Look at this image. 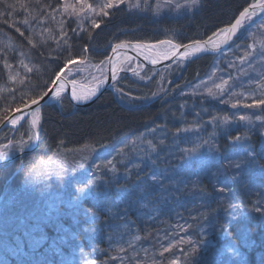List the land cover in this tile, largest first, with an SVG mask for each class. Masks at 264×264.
Here are the masks:
<instances>
[{"label":"trees","instance_id":"1","mask_svg":"<svg viewBox=\"0 0 264 264\" xmlns=\"http://www.w3.org/2000/svg\"><path fill=\"white\" fill-rule=\"evenodd\" d=\"M253 1L203 0L200 2L198 11H195L193 15L172 21L162 19L157 24H151L152 26H149L150 29H148L146 26L149 24L144 23V20L141 21L140 18L138 20V18L129 16L123 8L104 9L103 11H107L108 15H103L101 9L97 17L81 21L77 18V13L80 10L78 0H0V14L11 13V15H0V117L6 114L9 116L15 111L17 105L22 107L23 101H29L32 97L39 95L41 91H46L56 77V73L64 67L70 58L83 61L87 56L86 65H97L107 57L106 48L111 41L112 43L118 41L158 42L165 37V32L170 35L172 42L180 45L203 40L216 30L230 25L241 9ZM93 21L99 24L98 28L93 27ZM85 49H87V53ZM211 62L212 57L210 56L188 62L183 72L177 76V79H174V83L165 86L166 90L164 88L166 83L164 80L160 82L158 78H153L147 83L136 82L127 76L119 78L116 84V88L120 90L116 92L119 98L121 95L132 96V98L146 96L151 100L161 94L162 97L149 106L143 105L147 100L135 99L139 103L132 109L118 101L119 98L116 99L112 92H106L92 106L77 109L74 113H72L73 109L66 98L60 100V110L54 105L43 107L40 114L39 136L34 149L14 162L4 163L0 166V195L2 193L11 194L19 187L20 183L24 182L33 168H37L40 163L53 158L52 156L59 150L80 149L81 147L113 148L123 142L135 140L139 135L150 130L163 131V134H159V139L156 138L155 142L167 146L164 156L159 158L158 155L151 159L158 164L150 168L152 173L159 171L158 168L161 164L158 162L164 160L162 162H165V166L162 164L158 176L169 173L172 175L170 178L175 179V182L180 181V176L184 171H182V166H175V162L184 161V153L180 151V148L193 147L196 141L203 147L208 141L202 142L201 139L209 138L206 136V132H201L197 128L188 139L187 137H178L176 134L180 132L177 130L180 125L178 122L173 124L172 130L169 129L170 119L178 118L181 114L179 109H176L182 105L181 99H188L187 103L191 102L188 104V108L193 113H209V116L206 115L201 121L212 120L214 117L219 118L226 114L211 108V106L217 105L213 100L199 102V98H197L193 102L189 96H180L183 89L189 87L188 89L194 90L192 86H198L209 71ZM10 76H14V82L9 79ZM167 77L170 78V76ZM159 83L163 84V91L155 94ZM171 91L173 92L171 93ZM5 136H7L6 130L0 134L4 141H6ZM251 139L247 144L250 143L253 149L255 146L259 147L260 138L252 136ZM169 145L170 147H168ZM212 146L213 144L211 148ZM216 146L215 151L206 149L207 154L200 155L199 158L188 163L198 184L202 185L203 181H206L208 185L211 183L212 186L215 182V175H212L208 167L211 165L213 166L211 171H216L217 162L218 168L234 173L231 169L229 170L225 156L227 153L229 155L238 154L240 151H234L237 146L227 145L219 138L216 141ZM204 161H207V164ZM259 162L263 161L259 160ZM143 167L145 171L146 167L149 168L146 163L143 164ZM232 173L231 176H233ZM239 173L234 175L235 179L247 182L246 172ZM136 176L138 175L136 174ZM136 176L132 177L130 181L127 180V184L122 190L127 191V188H131L136 181ZM227 184L225 183V185ZM62 185L52 187L55 193L53 192V195L48 197L49 199H42L36 209H32L30 217L32 218V214L33 216L40 214L43 218L42 222L35 224L29 218L30 221L24 223V228L27 230L33 229L36 225L39 228H35L33 231L29 230V234H27L28 232H25V229L21 227L5 242L0 243V264H6V262L9 264H33L40 259V256L44 254L45 257L48 256L46 252L51 251L52 244L53 250L49 253L48 258L53 259L55 256L59 259L62 256L70 255L69 249L72 248V252L77 249L84 252L86 255L84 260H89V263L98 262V264H118V259L109 260L105 256V252L109 251L110 246L118 248L121 246L119 250L115 249V252L123 251L128 257L127 260H130L129 256L132 251L129 249L130 247H136V250L146 248L147 243L146 239L142 238L143 233L135 230L136 228H134L135 233H131L133 228H129L128 231L123 230L124 221L121 222L120 217L126 218V223L133 224L134 222L136 227L140 225L141 219H143L141 221L143 226L155 225L154 219L146 220L145 214L138 216V210L134 207L136 202L133 204L132 200L131 204L124 206L125 208L117 207L119 203L123 206V200H121L123 192H111L106 197L84 199L83 202L74 206L73 210L64 215H57L56 219H53L54 215L48 208L49 205L62 203L65 198H74L75 195L73 192L70 193L71 190L68 191L69 187L63 185L64 188H61ZM205 186L207 185L204 184L203 187ZM247 186L242 185V188H247ZM208 187V189L199 187V191L200 189L201 192L205 190L204 194L210 195V189L213 187ZM91 191L93 192L94 188ZM190 191L191 189H188L187 195L190 194ZM169 192L171 189L165 191V188L158 186L149 194V201L160 196L164 197ZM170 198L173 199V197ZM122 199L124 198L122 197ZM166 204H168V200ZM131 205L132 211L129 207ZM201 206H197L195 210H207L205 206L202 208ZM158 210L157 216L160 215V209ZM63 211V207L55 210L57 213ZM171 211L181 215L183 208L181 205L171 206L166 213L170 214ZM46 222L49 223L46 225ZM196 232L197 230L191 235L195 236L198 241L200 233L197 235ZM13 237H17V241ZM135 237L137 239H134ZM52 239L53 243L49 244ZM131 241H134V245H130ZM176 248L172 249L169 261L164 256L161 258V254L155 251L159 254V258H155L157 263L190 264L193 257L189 253H185L181 261H177L174 256L179 252ZM143 250L144 253L136 256L145 258L144 256L150 255L149 249ZM99 252L102 254H98ZM130 264L135 263L132 261Z\"/></svg>","mask_w":264,"mask_h":264},{"label":"rangeland","instance_id":"2","mask_svg":"<svg viewBox=\"0 0 264 264\" xmlns=\"http://www.w3.org/2000/svg\"><path fill=\"white\" fill-rule=\"evenodd\" d=\"M201 1L203 0H197L196 5L189 7L188 0H123L122 3L114 7L123 8L129 16L138 18V20L140 18L141 21L144 20V23L149 24L146 28L150 29L149 26H152L151 24H157L162 21V19H170L172 21L181 19V17L184 18V16L193 15L195 11H198ZM106 3L107 0H78V4L80 5V10L77 13L78 20H89V18L92 19L97 17L101 10L100 6ZM261 3L264 4V1ZM177 5L180 7H176ZM111 9L112 8H110V10ZM261 16V11L256 9L255 14H251V19L244 21L231 48L218 55L211 62L209 71L206 76L201 79L198 86H192L194 90H191V88L188 89L189 87L183 89L180 94V96H189L193 102L197 100V98H199V102L201 100H213L217 105L211 106V108L226 113L222 117H215V121H213V119L201 121L206 115L209 116V113H193L188 108V104L191 102L189 101V103H187L188 99H181L182 105L176 108L179 109L181 114L178 118L172 117L170 119L171 126L169 129L172 130L173 124L178 122L180 125L177 130H180V132L176 134H178L180 138L187 137L188 139L191 136L190 134L197 129L201 130V132H206V136L209 137L201 139L202 142L208 141L206 145H202L203 147L196 141L193 147L180 148V151L184 153V161H182L183 163L180 161L175 162V166H182V171H184V173H180V181L183 183L180 181L175 182V179L170 178L172 175L169 173L158 176V172L161 171L160 167L162 164H165V162H162L164 161L162 159V161L158 162L161 164L158 168V172L152 173L150 169L158 165L151 159L158 155L160 158L166 153L167 146L162 145L160 142H155L156 138L159 139V134H163V131H145V133L139 135L135 140L123 142L113 148L105 147L95 149L91 147H81L80 149L59 150L57 154L52 156L53 158L40 163L37 168H33L26 179H24V182H22L23 184L20 183L19 187L12 191L11 194H5L4 197L0 199V243L5 242L8 237L13 235L14 232L19 231L21 227L24 228L25 221H30L29 218H31L30 214L32 213V209H36L42 199H46L53 195L54 189H52V187L59 184L69 187L68 191L71 190L70 193L73 192V195H75L74 198H65V201L62 203H53L49 205L48 208L54 215L53 219H56L57 215H64L66 212L73 210L74 206L83 202L84 199L106 197L108 196L107 194L111 192H123L124 194L122 196L124 199L121 197L123 206L119 203L117 207H124L131 204L132 200L133 204L136 202L134 207L138 210V216L140 214H145L144 217H146V220L154 219L155 225L143 226L141 222L143 219H141L140 225L136 227L134 226V222L133 224L126 223V218L120 217V221H124L123 230L125 229L128 231L129 228H133L131 233H135V230H139L140 233H143L144 236L142 238H145V242L147 243L146 248L143 249H149L150 255L144 256L145 258L142 257L143 259L139 258V256L136 255L144 253V250H136V247H130L129 249L132 250L129 256L130 260H127L128 257L123 251L120 250L118 253L115 252V249L119 250L121 246L119 248L110 246V249H108L109 251L105 252V256L109 258V260L118 259V264H130L132 261L135 264H158V261L155 259L159 258L158 253L161 255L172 253L171 249L174 246H179V242H182V239H185V245H187L186 251L188 250L189 253V250H193V248L196 247V242L193 243V241L196 240L195 236L190 238L191 234L193 232L195 233L196 229V234H201L200 239L204 240L206 242L205 244H209L210 241L213 240L212 235L209 234H214V232H216L214 229L217 225L214 226V223H216L218 216H220L221 221L228 220L222 224V227L233 224L239 227L241 223L243 225L246 224L247 222L245 221H254L256 223L255 228L264 226V215L254 211L256 207L264 209V173L256 167L244 166L237 169L234 165L235 161L240 160L246 155L242 149L246 146H250V150L257 153L258 164L264 167V136L260 134L264 132V112L261 111L264 105L260 107L254 105L255 101L264 99V19L258 20V22L256 21ZM164 35L165 37L161 41L172 42L168 33L166 34L165 32ZM223 35L221 31L213 40L219 42L223 39ZM159 42L160 41L155 43L149 42L148 45H150V47H148V49L149 52L156 53L158 58H163L160 52L165 50L167 45H161ZM152 45H155V48L151 47ZM109 51H111L110 48L107 50V53ZM141 57L150 61L154 58L147 53H142ZM105 62H107V60L97 65H86L84 63L83 65L77 64L71 66L68 71L63 74L64 77H62L67 79L70 83L75 79L78 93L86 91L87 89L95 87L96 80L103 78L102 73L104 77H107V66L105 71ZM186 65L187 63L180 59L174 61V63L172 62L169 65L155 69L144 67L142 64L132 59L122 63L121 67H119L122 73L114 83L116 85L119 78L122 76H127L129 79L136 82H148L149 76L156 73L153 78H158L160 82L164 80L166 83L164 84L165 87L167 84L170 85L174 83V79L178 78L177 76L183 72ZM167 76H170V78ZM10 77L9 79L14 82V76ZM149 81H151V79ZM224 81L228 83L225 85L223 94L219 95L218 90L215 88V84H220ZM162 85L163 84L160 83L158 84L155 94L163 91ZM50 87L51 86H49V88ZM208 89H212L213 93L217 95H209ZM173 91H171V93ZM122 96H124L123 99ZM117 97L118 95L116 98ZM63 98H67L64 92L61 93L59 98L50 96L46 102L56 101L59 104V101ZM149 100L150 99L147 101ZM118 101L123 102L124 106L132 109L139 103L134 97L132 98V96L125 95H121ZM221 101H227V103H222ZM233 104L236 105L235 108L232 106ZM245 105L254 106L245 107ZM33 112H35V110L27 116L26 120L19 128L6 129V141L3 140V137H0V152L5 153V155H0V164L5 161L14 162L15 159L21 158L36 146L40 123L37 129H32L31 119ZM241 115L248 116L250 119L240 121L238 117ZM39 116L41 117L40 114ZM224 116L229 118L228 123L222 122ZM257 116H261L262 120H257ZM164 123L166 124V121H164ZM29 134L35 137L30 142H28ZM237 135L242 138L240 141L237 142L230 139ZM252 136L260 138L259 141H261L259 147L254 145L255 149L252 148L250 143L247 144ZM218 138L227 145L237 146V149H234V151H240L238 154L229 155L227 153L225 156L227 164L229 165V170L231 169L234 173L227 172L223 170V168H218L217 162L216 171H211L213 166L209 165L210 167H208L212 175H215V182H213L212 186L211 183L208 185L206 181H203L202 185L201 183L198 184L196 179H194V172L190 169L188 163L199 158L200 155L203 156L207 154L206 149L215 151L217 149L216 141ZM22 144L23 147L21 146ZM212 144L213 146L211 148ZM5 145H7L6 148L4 147ZM168 147H170V145ZM192 149H195V151H190ZM132 155L133 157L131 158ZM259 160L263 162L260 163ZM144 163L149 166V168L146 167V171L143 170ZM204 163L207 164V161H204ZM121 168L123 169L120 170ZM239 172H246V178H248L246 179L247 182H244L245 180L237 181L235 179L234 175L237 173L240 174ZM231 173L233 176L230 175ZM136 174L138 176H136ZM135 176L136 181L133 186L127 188V191L122 190L127 184V180L130 181V179L132 177L135 178ZM153 177H155V179H153ZM89 181H92V183H89ZM225 183L228 184L225 185ZM204 184L207 186L203 187ZM63 185L61 188H64ZM242 185L248 186L247 188H242ZM158 186L165 188V191L171 189V192L165 194L164 197H157L150 202L149 194H151V191L155 188H158ZM208 186L213 187L210 189V195L204 194L205 190L201 192L200 189L199 191V187L208 189ZM78 188H83L84 191L78 193L76 191ZM93 188L94 191L92 192L91 189ZM188 189H191V191L190 194L187 195ZM170 197H173V199ZM167 200L168 204H166ZM156 205H158V207H156ZM180 205L182 208H186L182 211L183 214H181L184 218L180 217L181 215H179V213L177 214L172 211L170 215L166 213L171 206ZM60 206L63 207L64 211L61 213L55 212L56 209H61ZM197 206H201V208L205 206L207 210H195ZM129 207L131 209L132 205ZM158 209H160V215L157 216V211L159 212ZM120 216H122V213H120ZM172 217L174 218L171 219ZM31 219L35 224H39L40 221L42 222L43 218L40 214L34 216L32 214ZM182 219L186 220V226L184 227H180L178 223V221L181 222ZM239 220H243V222L240 221L241 223L239 222V224ZM195 221L198 222L197 225ZM49 222H46V225ZM157 222L160 223L157 224ZM35 228H39V226L36 225L33 229ZM134 228L136 229L134 230ZM207 228L209 229L207 230ZM262 228L264 230V227ZM33 229L31 228L29 230L33 231ZM29 230L25 229V232L27 231V234H29ZM203 231L205 232L202 233ZM216 236L222 239L221 233L216 234ZM216 236L215 238L218 240ZM93 237L95 238V235ZM13 239L17 241V237H13ZM51 241L52 242L49 244H52L54 240L52 239ZM133 242L134 241H131L130 245H134ZM219 245L220 249L215 248L216 252L219 254L212 260L209 259L211 257L206 255V252H202V247H200L201 252H191L194 255L193 257H195L192 261L194 260L195 264H217V262L220 264L244 263L242 261L243 259L238 261L239 257L236 255L238 254L236 253L237 250H230L221 242ZM150 247L153 248L151 249ZM165 249H167V251H165ZM52 250L53 244L51 246V251ZM51 251L46 252L48 256ZM155 251L158 253H155ZM69 252L70 255L62 256V258L59 259L55 258V256L53 259L48 258V256L45 257L43 252L44 255L40 256V259L33 264H98V262L89 263V260H84L86 255L78 249L72 252L71 248ZM98 254L102 253L99 252ZM192 261L190 264H192ZM6 264L9 263L6 262Z\"/></svg>","mask_w":264,"mask_h":264},{"label":"snow or ice","instance_id":"3","mask_svg":"<svg viewBox=\"0 0 264 264\" xmlns=\"http://www.w3.org/2000/svg\"><path fill=\"white\" fill-rule=\"evenodd\" d=\"M123 0H107V3L106 4H103L101 5V9H102V14L103 15H108V12L107 11H103L104 9H110V8H113L115 5H118L119 3H122ZM197 4V0H188V6L191 7V6H194ZM261 6H264V5H253L252 6V14H255V8L256 7H261ZM91 7V6H89ZM176 7H180L179 5H177ZM0 15H11V13H6V14H0ZM251 19V15L249 14V9L248 8H245L244 11L240 12L239 14V17L235 20L234 23L231 24L230 27L228 28H224L222 29L221 31L223 32V39L220 40L219 42H214V47H219V44H222V43H226L227 41L231 40L233 35H235L237 33V30L241 28V25L243 23V21L245 20H250ZM93 27H99V24H97L95 21H93ZM19 30V29H17ZM215 35V34H214ZM208 42H213V37H209V41H206L205 43H208ZM161 45H167V48L165 50H163L162 52H160V55L163 56L164 59H169L170 57H177L178 53H177V49H180L182 46L180 44H175V43H172L171 41H160L159 42ZM120 45H117L115 48H113V52H116L117 48H119ZM135 47H148L146 45H136ZM151 47L155 48V45H152ZM185 48V51L179 53V57L182 59L184 57H189L195 53H199L202 51V48H201V45L199 43H196L195 45L193 46H183ZM85 51H87V49H85ZM111 63L112 64V74H111V80L113 82L117 81V62L116 61H108V62H105V71H106V66H107V63ZM157 62V59L156 58H152V63L155 64ZM74 63H78V61L74 60V59H68L67 62L65 63L64 67L65 68H68V66L70 64H74ZM102 77L103 78H100V79H97L96 80V85L95 87H92L90 89H87L86 91H83V92H79L77 91V88H76V80L73 79L71 81V84H72V99L74 101H77V102H83V101H87L89 99H91L93 96L96 95V93L99 91V89L106 83V77H104V74L102 73ZM62 78L61 77V74L60 72H57L56 73V78L52 81V84L53 85H57L56 88H55V91H41V93L39 95H36L34 97H32L29 101H23L22 102V106L23 107H27L29 105V103L31 105H37L38 102L42 99H44V97L46 96H51V97H54V98H59L61 96V93L65 91L64 89V86L62 84H58L59 81H61ZM228 82L227 81H224L223 83H220V84H215V88L218 90V94L219 95H222L224 90H225V85L227 84ZM114 91L116 92H119L120 90L118 88H116V85L115 83L112 85ZM209 95H217L216 93H213L212 89H208L207 90ZM155 95V94H153ZM123 99V97H122ZM135 99H142V100H148L150 99L149 97H137ZM222 103H227V101H221ZM254 105L256 107H260L261 105H264V99H260V100H257L254 102ZM254 105H245V107H253ZM234 108L236 107L235 104L232 105ZM21 110V105H17L15 111H20ZM261 111L264 112V108H261ZM41 112V107H36L35 109V112L32 113V119H31V127L32 129H37L39 123H40V114ZM215 117L213 118V121H215ZM238 119L240 121H246V120H249L250 118L248 116H245V115H241L238 117ZM257 120H262V117L261 116H257L256 117ZM9 120V117L8 115L6 114L5 116L3 117H0V124H3L5 123L6 121ZM22 120V117L20 116H16L14 118H12L10 120V123L12 125H16L18 123H20ZM223 123H228L229 122V118L227 116H224L223 117V120H222ZM261 136H264V132H261L260 133ZM35 137L32 135V134H29V137H28V142L32 141ZM234 141H240L242 138L237 135L236 137L234 138H230ZM23 147V144L21 145ZM5 148L7 147V145L4 146ZM190 151H195V149H192ZM243 152L246 153V155L244 157H242L240 160L238 161H235L234 162V165L237 169H240L244 166H248V167H256V168H259L260 171L262 173H264V167H261L259 164H258V161H257V153L250 150V146H246L242 149ZM0 155H5V153L3 152H0ZM111 163V162H109ZM153 179H155V177H153ZM89 183H92V181H89ZM78 193L79 192H83L84 189L83 188H78L76 190ZM255 212L257 213H261L262 215H264V209H261L260 207H256L254 209ZM165 251H167V249H165ZM193 253H196V249L193 248ZM187 255V254H186ZM192 264H195V261L193 260L192 261Z\"/></svg>","mask_w":264,"mask_h":264},{"label":"water","instance_id":"4","mask_svg":"<svg viewBox=\"0 0 264 264\" xmlns=\"http://www.w3.org/2000/svg\"><path fill=\"white\" fill-rule=\"evenodd\" d=\"M259 2H260V0H258L256 3L251 4L247 7L249 9V13L252 12V6L253 5H260ZM255 9L264 10V6L256 7ZM238 17H239V15H238ZM235 20H234V22H235ZM235 35H233L232 39L227 41L226 43L219 44V47H211L210 42L205 43L206 41H209V38L206 39L205 42L204 41L193 42V43H188L185 45L193 46L196 43H199L201 45L202 51L194 54L197 56L198 55L199 56L205 55V54L206 55H217L218 53H221L227 49L229 44L235 38ZM211 37H213V36H211ZM117 45H120V47L117 48L116 52H113V48H115ZM136 45H146V46L150 47V45H148V44H137V43H130V42H122L120 44L119 43L114 44V45H112V47H110L111 51H110L109 57L107 59H108V61H116L117 62V69H118L117 76L122 73V71L119 70V67H121L122 63H124V61H126L128 59H134L138 63L142 64L145 67L158 69V68L165 66V65H168L172 62L174 63V61H176V60H180L181 58L179 57V53L185 51V48L183 47L185 45H183L180 49L176 50L178 53L177 57H170L169 59L158 58L156 53L150 52L149 55L157 59V62L155 64H153L152 61L145 60L144 58L138 56L137 54H135L134 52L131 51L130 47L132 48L133 46H136ZM148 47H142V48H144L146 51H148L147 50ZM182 59H186V57H184ZM186 60H188V59H186ZM111 74H112V64L109 62L107 64L106 83L99 89V91L96 93L95 96H93L91 99H89L85 102H77V101H74L72 99V84L70 82H68L65 79H62L61 81L58 82V84H62L64 86V89H65L64 93H66L67 98L69 100V103L73 106V108H75V109L87 108V107L93 105L95 103V101H97L105 92L112 89L113 81L111 80ZM56 86L57 85L52 84L51 87L47 91H54ZM49 97L50 96L44 97V99L40 100L37 105H31L29 103V105L27 107H22L20 111H14L10 116H8L9 117L8 121H6L3 124H0V132L7 127L17 128V126H19L22 123V121L27 117V115H29L33 110H35L36 107H42L43 105H45V103ZM16 116H22V120L20 123H18L16 125H12L10 123V120Z\"/></svg>","mask_w":264,"mask_h":264},{"label":"bare ground","instance_id":"5","mask_svg":"<svg viewBox=\"0 0 264 264\" xmlns=\"http://www.w3.org/2000/svg\"><path fill=\"white\" fill-rule=\"evenodd\" d=\"M130 49H131V51L132 52H134L135 54H137L138 56H141L142 55V53H144V52H148V51H146L144 48H142V47H135V46H133L132 48L130 47ZM220 225V224H219Z\"/></svg>","mask_w":264,"mask_h":264}]
</instances>
